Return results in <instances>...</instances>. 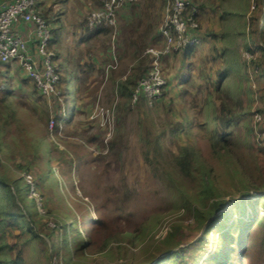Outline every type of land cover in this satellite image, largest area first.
Listing matches in <instances>:
<instances>
[{
    "label": "rangeland",
    "instance_id": "rangeland-1",
    "mask_svg": "<svg viewBox=\"0 0 264 264\" xmlns=\"http://www.w3.org/2000/svg\"><path fill=\"white\" fill-rule=\"evenodd\" d=\"M197 1L199 6L206 3ZM52 2L47 3L51 4V12L69 8L63 15L62 42L58 46L63 52L61 59L68 57V70L76 68L72 73L76 84L72 93L58 88L56 97L46 98L28 94L20 86L15 65L12 64L7 75L13 85V98L21 107L18 120L10 119L7 125L4 120L1 123L4 129L1 128L0 135V175L11 183L20 180L25 184V175H32L36 195L33 193L32 199L26 197L32 187L21 192L31 206L34 228L48 241L45 245L38 238L29 240L30 233L17 236L20 230L8 225L3 229L11 245L8 252L15 254L23 249V264H152L157 259H163L160 264H217L220 260L224 264H262L264 252L256 248L264 239V227H252V233L258 232L259 243L248 246L252 237L242 239L247 232L241 226L255 216L264 218L263 202L242 200L262 193L252 191L245 195L248 186L237 176L240 174L246 183L254 180L264 185V141L256 135L261 94L257 93V86L264 82L258 81V69L253 65L260 52L252 42L245 45L251 31L249 18L260 16L264 9L262 0H209L207 10L200 12L205 32L218 30L215 32L218 37L227 35L221 43L204 41L194 53L197 67L192 78L194 85L186 94L190 119L197 122L204 119L199 111L201 105L213 99L207 95V88L215 80L216 69L226 64L224 59L237 68L246 67L242 72L235 69L226 86L229 93L224 92L225 100L230 105L236 104L244 115L232 126L237 142L231 154L219 158L211 152L204 133L194 131V137L187 127L170 133L173 125L170 118L179 108L173 98L172 102L156 103L157 109L155 104L147 107L142 102L127 107L126 99L116 94L118 79L130 74L138 59L148 60L147 49L163 46V40L149 44V38L146 39L149 31L153 34L162 23L160 0L145 3L154 6V27L144 26L143 21L141 25L130 24V18L119 11L112 33L82 41L75 47L71 42L76 41L77 25L94 8L93 0H71L70 5ZM260 20L263 22L264 18ZM246 47L255 51L253 60L245 55ZM84 56L87 59L84 61H92V56L96 63L76 65L75 61L82 63ZM164 62L166 73L172 72V67L182 63L181 53L168 56ZM68 96L74 100V111L69 115ZM57 115L61 117L59 121L55 119ZM191 141L197 145L200 161L208 171L214 187L211 192L204 190L200 162L193 167L192 176L183 174L176 162L179 145ZM146 145L151 149V161L144 158ZM210 195L227 202L210 217L198 219L196 209L201 214L211 208L214 198ZM62 226L69 229L71 245L61 250L60 241L58 249L62 256L57 259L52 252L49 254L47 235ZM173 229L176 237L167 240ZM227 229H231L230 241L224 233ZM131 234L135 239H131ZM178 241L183 243L177 246ZM104 244L106 248L101 251ZM179 247L182 250L176 252ZM250 250L248 262L244 254Z\"/></svg>",
    "mask_w": 264,
    "mask_h": 264
},
{
    "label": "trees",
    "instance_id": "trees-1",
    "mask_svg": "<svg viewBox=\"0 0 264 264\" xmlns=\"http://www.w3.org/2000/svg\"><path fill=\"white\" fill-rule=\"evenodd\" d=\"M6 1H11V0H0V5ZM37 1H38L37 6H38L39 13L44 16V18L47 20L52 30V39L50 40L49 48L55 51L54 59L57 63L58 72L60 76L59 81L56 84V87L57 89L59 88L62 92L72 93V91L74 90V86L76 84V81L73 79L74 76H72V73L76 72V71L75 72L73 71V70H76V68H74L73 70L70 69V71L68 70L69 69L67 67L69 63L68 57L66 56L65 59L63 58L61 59V54L63 52H62V49L59 48L58 46L59 42L60 43L62 42L63 18H64L63 15L69 10V8L67 10L66 8L61 7V11L58 10L56 12H51V5L47 4L48 0H37ZM160 1H161L160 3L161 8H159L161 9L160 14L162 13L164 14L165 9L167 7L168 0H160ZM54 2H61V4L70 5L71 0L69 2L67 0H53L52 5L55 4ZM262 2H263V5H262L263 7L264 0H262ZM93 3H94L93 9H99L104 6L102 0H93ZM137 3H139V1L138 2L136 1L127 2L123 4V6L118 10V12L121 11L122 8L125 9L130 6H132L135 9L137 6L136 5ZM93 9H91L90 12ZM200 9L202 12V10H204L205 8L200 5ZM224 14L225 12L222 15L224 16ZM261 18H264V9H262L259 17L253 15L251 16V18H249V23L251 24V31L248 35V38L245 39V45L248 46L249 43L252 42L254 43L255 48L258 49L260 52L258 61L257 62L254 61L255 63L253 65L257 66L258 68V81L262 80V83H263L264 82V26H263L264 21L261 22L260 20ZM220 19H221V16H220ZM86 24H87V18H84L82 22L80 21V23H78L77 32L73 31L74 35L76 32V37H77L74 43L71 42V45L74 44L73 47L77 46L82 41H87L90 39L95 40L99 38L100 36H102L101 34L112 33L113 27L98 26V27L91 29ZM19 25L20 26H18V29H21L22 26H25L27 31L28 29H30L29 26L23 25V23ZM148 28H151V24L148 25ZM159 28L160 27H157L155 32L151 35L152 38L149 44L154 43L155 41H157V39H159V42H161L162 39L160 38V35H159ZM215 32L216 30L214 31L208 30L207 32H205L200 26L199 33L202 38L201 44L205 40H207V38L209 37L218 38ZM226 35L227 33H224V35H222L224 41L226 39ZM149 36H150V31L146 35V39H148ZM143 46L145 49V46H146L145 43H143ZM196 49L197 47H191V48L182 50L180 52L173 51L161 57V64H162L163 72H164V75L168 79V84L163 92V96L154 102L156 106L155 108L157 109L158 107L156 103L158 104L159 102H164V101L166 102L167 100L169 102H172V98H173L174 100H176V102H178V104L177 103H174V104L179 105V108H178V113H177L178 115L174 113V115L172 114V117L170 118V122L173 124L169 130L170 133L171 134L176 133L177 131H180L187 127L188 130L195 137L196 134L194 133V131H198V133L200 131L201 133H204L205 135L204 138L208 139L210 143L209 146L211 148V152L213 153L215 157H218V158L223 157L224 154L229 156L231 154L232 146L237 142V139L235 137V130L232 128V126L241 119V116H243L244 113L240 109L236 108V104L230 105L229 101L225 100L223 96H224V92L226 94L229 93V88H227L226 86L228 82L231 80L230 77L232 73H236L235 69H238L239 72H242L246 70V67L239 66L237 68L233 62H231L230 60L225 61L224 59V62H226V64L224 65V67H218L219 69L218 68L216 69L217 71L215 73V76H216L215 80L212 79L211 86L207 88L208 90L207 95H212L213 99H208V101H206L205 99L206 102L204 101L205 103L201 105V110L199 111V113L202 115V117H204V119L202 120V122L191 120L190 119L191 112L189 111V108L187 106L188 105V100H187L188 95L186 94L189 93L190 87L194 85V82L192 81V78L194 75L192 72L190 73L188 72L186 75H184V77L179 79L180 81L177 79L179 82L177 80L172 81L170 79L171 77H169L170 72L166 73V71L168 70H167V66L165 67L166 62L164 61H165V58L173 55L174 53L177 55L181 53V61H182L181 65H186V60L191 59L194 56ZM212 49L214 50V52L217 51L216 46H214ZM226 50H227V45L222 51V54L225 55ZM246 50L249 52L255 53V51L253 49H250L249 47H246ZM94 56H96L95 53H94ZM147 58L148 60L138 59L137 66L133 67V71L130 74H128L126 77L118 79V82L116 83V88H117L116 94L117 95L119 94L120 98L126 99L124 104L127 107H130V103H132L131 102L132 94H133L134 88L137 85L139 79L146 76L152 67V60H153L152 55L151 54L148 55ZM84 60H87L85 59V56L83 57L82 63L75 61V64L83 66L87 64L85 62H91L87 64L88 66H91L93 62L96 63V59H93L92 56H91L92 61H84ZM13 65H15L14 73H17L20 79V83H21L20 86L24 87L25 91L28 94L43 96L46 98L48 97L37 86L36 80L34 78L30 77L19 65L17 64H13ZM189 66H192V65H189ZM11 67H12L11 63L9 62L6 63L0 60V78H1V81H0V135H1V128L4 129V126L1 124L2 120L5 121L4 122L5 125L10 124V119H13L15 121L18 120V113H19L18 107L19 106L21 107V105L19 104L20 102H17L13 98V93H12L13 85L11 81H8L7 79L8 78L7 75L11 72ZM64 72L66 73L64 74ZM260 89H261V92H260ZM257 93L258 94L261 93L259 97L257 110L264 115V100H263L264 99V83L262 85L260 83L259 86H257ZM52 95H54L55 97L57 96L55 95V93ZM175 96H180V97L176 98ZM217 99L220 100V103L216 104ZM141 102L143 103V105L147 107L151 106L147 102L146 98L144 97H142L137 103H141ZM117 106L119 107V105ZM73 109H74V100L73 99L71 100L70 97L68 96V98L66 99V114L68 115L70 113L73 114V111H74ZM169 111L172 112L171 110ZM47 112H48V109H47ZM180 114L182 115L181 118H179ZM60 118L61 117L59 115L55 117L57 121H59ZM258 129H264V123L263 125L259 124ZM251 139H252V133H251ZM252 145L254 146L253 140H252ZM144 150H145L144 158L146 159V161H151V157H150L151 149L149 148V146L146 145ZM199 153H200L199 149L197 145L195 144V142L191 141V142H187L185 145H179L177 155L175 156L176 162L181 168V171L183 172V174L187 176L193 175L194 173L193 167H195V165L198 162H200L201 167H202V172H203L202 182L205 185L204 190L206 192H211V190H214V187L212 188V183H210L209 181V178L207 175L208 171L205 169L206 166H204L203 163L200 161ZM37 155L38 153L36 151V156ZM237 176L238 178H240V182H242L245 187L248 186V189L244 193L245 195L251 194L252 191H256L257 194L262 193L261 196L259 197L258 195L257 196L252 195L253 196L252 199L244 198L242 199L243 202H246L244 200H248V202L253 203V204L256 202L258 203L263 202L264 204V201H262L264 198V185L258 184L257 182H254V180L252 182L246 183L244 182L240 174H237ZM26 187H27V190H30L29 189L30 183L27 182V184H25V183H22L20 180H17L16 182L11 183L7 177L0 175V231H1L0 233V264H23L24 262L23 249L20 248L15 254L12 253V251L8 252L7 250L11 245L8 243V241H6L5 232L3 229L8 227V225H10V227H12L14 230H18V231L20 230V233L17 236L19 235L23 236L25 233L26 234L30 233V237H27L29 240L33 238H38L40 239L39 241H43L44 244L47 245L48 241H46L42 236H40L38 234L37 229H35L33 226V219H32L33 212H32L31 206L28 203V201L25 199V197L23 196V193L21 192L23 189H26ZM29 194L30 192L27 193L26 197L28 199H32V197H30ZM210 196L214 198V200L212 201L211 208L207 211L202 210L201 214H197V209H196V217L198 219L201 217H205V215L210 217L211 215L215 214L218 210L222 209L225 203L227 202L225 201V199H221L219 197L218 199H216L215 197L217 196L215 195H210ZM253 209L257 210V207H254ZM217 217H215L214 220ZM241 226L244 227L245 232H247L246 233L247 235L246 234L242 235V239H245L244 236H246L248 240H250L252 237V241H250L251 243H248L249 241L247 240L248 241L247 245L252 246L256 244V242H258L257 241L258 232L256 230V232L252 233L251 229L253 226H258L260 228L264 227V218L261 216H255L252 218V220L242 224ZM61 228L53 229L47 235L50 240L49 254L50 252H52L56 256L57 259L59 258V256H62V251L58 249L59 242L61 241V250H65L67 249V247L71 245V239H70L71 237L69 234L70 233L69 229L67 228V226H62ZM230 232H231V229H227L224 231V233L228 235L227 236L228 241H230L229 239L232 238ZM131 235H129L130 238L133 236L131 239H135L134 235L132 236ZM172 237L174 238L176 237V231L174 229L171 230L166 236L167 240H169ZM203 238L204 237L199 239L200 242L203 241ZM182 243L183 241H178L177 246H179ZM258 246L256 250L263 254L264 239L261 241V244H259ZM100 248H101V251H103L106 248L105 244ZM42 249L46 250L45 247H43ZM180 250H182L181 247H179L178 251L176 252H180ZM251 251L252 250L244 254L248 262L252 255ZM170 254L171 253H169L166 256H170ZM175 254L177 253H173V255ZM224 255H225L224 253L221 254V258ZM49 256L50 255H48V257ZM161 260L163 259H157V261L152 264H160ZM257 261H258V258H257ZM261 262L262 264H264V259H262ZM217 264H224V261L220 260Z\"/></svg>",
    "mask_w": 264,
    "mask_h": 264
},
{
    "label": "built area",
    "instance_id": "built-area-1",
    "mask_svg": "<svg viewBox=\"0 0 264 264\" xmlns=\"http://www.w3.org/2000/svg\"><path fill=\"white\" fill-rule=\"evenodd\" d=\"M134 1L136 0H102L104 6L89 12L86 25L91 29L98 26L114 27L118 10L123 4ZM37 4V0H11L0 5V60L19 65L36 80L41 91L50 96L56 92L60 76L54 59L55 51L49 48L52 30L44 16L39 13ZM200 12L197 0H168L159 28L163 46L147 49L153 57L152 67L135 86L132 104L144 97L152 105L163 96L168 84L161 64L163 55L200 46ZM22 23L30 29L26 32L18 29ZM245 55L251 60L255 57V53L249 51ZM260 113L258 125H263L264 116ZM258 125L256 135L264 141V129H258ZM25 178L32 187L29 195L34 198L36 189L33 177L26 174Z\"/></svg>",
    "mask_w": 264,
    "mask_h": 264
},
{
    "label": "crops",
    "instance_id": "crops-1",
    "mask_svg": "<svg viewBox=\"0 0 264 264\" xmlns=\"http://www.w3.org/2000/svg\"><path fill=\"white\" fill-rule=\"evenodd\" d=\"M146 1L147 0H140V2L136 4L137 6L135 9L132 6H130V7L125 8V9L122 8V10L120 12L121 13L123 12L124 15H126L127 17L130 18V22H129L130 24L141 25L140 23L143 21L142 23L144 24V26L148 27V25L151 24V27H154V25L156 24V23H154V17L152 15V11H153L154 6L153 5L152 6L151 5H145ZM152 1L156 2L158 0H152ZM208 1L209 0H205L206 3L202 4V6L205 8L204 9L205 11L209 7V6H207ZM93 10H96V9H93ZM155 29H154V31H155ZM21 30L23 32L27 31L25 26H22ZM216 31H218V30H216ZM151 35H152V33H150L149 42H151V38H152ZM217 37H218V35H217ZM211 40L216 41V43H217V41L219 43H221L223 41V37H222V35L219 36L218 38H214V37L210 38L209 37V38H207V40H205L204 43H207L208 41L212 42ZM194 59H195V56H193L191 59L186 60V65L178 66L175 64V66H178V67H176V68L172 67L173 68L172 72H170V74H169V77H171L170 79L172 81H175L177 79L179 80L180 78L184 77V75H186L188 72L189 73L192 72L194 75V73L196 72L195 70L197 68L196 65H194ZM189 65H192V66H189Z\"/></svg>",
    "mask_w": 264,
    "mask_h": 264
}]
</instances>
